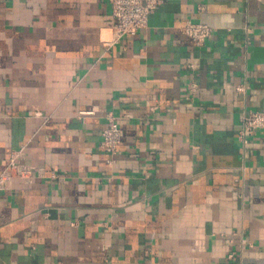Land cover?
Masks as SVG:
<instances>
[{
  "label": "crops",
  "instance_id": "obj_1",
  "mask_svg": "<svg viewBox=\"0 0 264 264\" xmlns=\"http://www.w3.org/2000/svg\"><path fill=\"white\" fill-rule=\"evenodd\" d=\"M112 23V0H0V174L30 171L0 188V264H264V130L239 137L264 0H164L110 45Z\"/></svg>",
  "mask_w": 264,
  "mask_h": 264
},
{
  "label": "built area",
  "instance_id": "obj_2",
  "mask_svg": "<svg viewBox=\"0 0 264 264\" xmlns=\"http://www.w3.org/2000/svg\"><path fill=\"white\" fill-rule=\"evenodd\" d=\"M163 2L164 0H112V39L108 43L116 44L147 27L150 16ZM183 32L192 38L197 46H201L211 37L212 28L204 23L188 22ZM106 122L100 148L106 153L115 155L121 141V130L117 119L111 113L106 116ZM262 130H264V111L249 112L241 118L239 137L244 143ZM21 152L22 150L11 155L6 169L0 174V188L9 179L29 176V169L20 163Z\"/></svg>",
  "mask_w": 264,
  "mask_h": 264
}]
</instances>
